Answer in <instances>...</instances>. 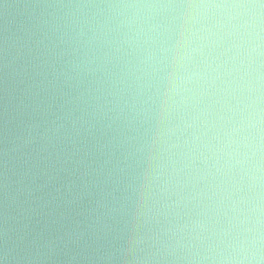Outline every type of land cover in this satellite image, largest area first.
I'll use <instances>...</instances> for the list:
<instances>
[{
  "label": "water",
  "instance_id": "obj_1",
  "mask_svg": "<svg viewBox=\"0 0 264 264\" xmlns=\"http://www.w3.org/2000/svg\"><path fill=\"white\" fill-rule=\"evenodd\" d=\"M0 264H264V0H0Z\"/></svg>",
  "mask_w": 264,
  "mask_h": 264
}]
</instances>
